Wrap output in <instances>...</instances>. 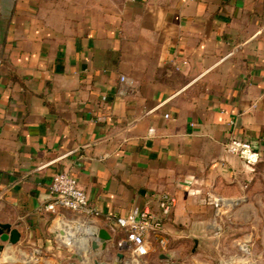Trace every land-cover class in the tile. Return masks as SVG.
<instances>
[{
  "label": "crops",
  "instance_id": "1",
  "mask_svg": "<svg viewBox=\"0 0 264 264\" xmlns=\"http://www.w3.org/2000/svg\"><path fill=\"white\" fill-rule=\"evenodd\" d=\"M58 172L99 215L45 209ZM160 192L138 261L264 264V0H0V264L111 262L114 217Z\"/></svg>",
  "mask_w": 264,
  "mask_h": 264
},
{
  "label": "built area",
  "instance_id": "2",
  "mask_svg": "<svg viewBox=\"0 0 264 264\" xmlns=\"http://www.w3.org/2000/svg\"><path fill=\"white\" fill-rule=\"evenodd\" d=\"M121 81L125 78L122 76ZM227 153L236 154L247 164H255L260 159V152L249 142L233 138L224 147ZM155 206L151 201L141 207L134 208L123 216L114 217V226L124 232V238L117 242L120 252L127 251L137 260L147 254L146 240L155 235L159 244L164 247L166 240L161 237L165 219L176 206V197L167 192H160L153 196ZM214 206L219 203L212 202ZM66 208L75 213L87 216H97L99 211L88 202L85 192L78 186L76 179L66 172L55 173L49 188V200L45 209L55 211Z\"/></svg>",
  "mask_w": 264,
  "mask_h": 264
},
{
  "label": "water",
  "instance_id": "3",
  "mask_svg": "<svg viewBox=\"0 0 264 264\" xmlns=\"http://www.w3.org/2000/svg\"><path fill=\"white\" fill-rule=\"evenodd\" d=\"M98 237L101 239L100 245L93 240L90 243V247L92 250H96L98 248H101L102 251H105L107 249V243L110 241L111 237L110 234L105 229H99L98 230ZM20 240V232L11 226L9 223H2L0 222V253L4 251L5 245L13 247L18 241ZM75 258L81 263H83L85 260L81 258L80 256L76 255ZM92 264H124V254L118 250L117 253H115V258L111 262H101L97 259L92 261Z\"/></svg>",
  "mask_w": 264,
  "mask_h": 264
},
{
  "label": "rangeland",
  "instance_id": "4",
  "mask_svg": "<svg viewBox=\"0 0 264 264\" xmlns=\"http://www.w3.org/2000/svg\"><path fill=\"white\" fill-rule=\"evenodd\" d=\"M230 250H234L235 252L240 254V250L238 248H236V247H232V248H230ZM188 256H189V254H188ZM226 257H228V256H226ZM233 257L238 259L239 255H237L236 257H235V255H233ZM137 262H138V264H144V263L145 264H158V263L152 262L151 260L142 261V262L137 260Z\"/></svg>",
  "mask_w": 264,
  "mask_h": 264
}]
</instances>
